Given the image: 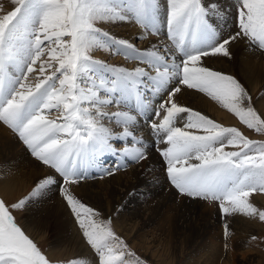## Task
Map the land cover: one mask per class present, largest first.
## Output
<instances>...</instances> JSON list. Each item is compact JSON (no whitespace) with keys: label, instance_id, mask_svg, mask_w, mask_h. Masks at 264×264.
<instances>
[{"label":"snow or ice","instance_id":"1","mask_svg":"<svg viewBox=\"0 0 264 264\" xmlns=\"http://www.w3.org/2000/svg\"><path fill=\"white\" fill-rule=\"evenodd\" d=\"M10 3L7 12L0 4V123L56 175L38 180L15 203L0 199V264H50L14 213L50 191L57 177L97 264H146L116 233L111 218L99 219V212L64 186L78 184L93 170L103 178L148 161L144 125L163 145L157 151L181 196L217 202L222 217L240 214L264 222V210L249 200L264 193V141L178 101L184 89L203 93L264 135V114L240 80L205 65L211 57L232 60L231 45L244 40L264 54V0H234L237 30L227 34L222 28L230 13L221 0ZM122 24L139 27L136 39L147 41V47L109 30ZM96 51L136 66L110 65L96 58ZM53 110L58 115L50 119ZM109 156L116 158L115 166L105 168ZM230 234L226 222V241ZM70 264L90 262L81 258Z\"/></svg>","mask_w":264,"mask_h":264},{"label":"bare ground","instance_id":"2","mask_svg":"<svg viewBox=\"0 0 264 264\" xmlns=\"http://www.w3.org/2000/svg\"><path fill=\"white\" fill-rule=\"evenodd\" d=\"M221 4L230 13L229 22L224 25L222 31L225 34L235 32L234 0H223ZM10 7L11 5L6 6L5 10ZM109 30L117 37L133 43L141 34L139 27L134 24L113 25ZM149 39L155 41L157 38ZM137 47H147V41H138ZM231 51L232 60L211 57L205 59V65L239 79L253 99L259 96L253 106L264 114V55L257 50L253 51L246 41L233 43ZM104 53L98 51L95 56ZM119 60L121 62V59L116 58V62ZM127 64L130 70L136 66L132 61ZM208 99L205 94L195 90L184 89L182 94H178L181 104L223 122L224 125L234 124L236 119H233L231 113ZM141 135L144 136L143 131ZM16 138L0 125V185L5 190L0 193L8 202L18 201L13 198L14 195L21 199L27 196L38 180L49 174L56 175L53 170L35 161L24 144ZM144 138L146 139L145 136ZM148 146L151 149L148 161L129 164L114 175L103 178H100L98 171H90L88 178L91 180L82 179L78 184H69L67 188L86 206L98 209L99 219L102 214L111 218L130 246L154 263L176 264L184 256L186 260L182 264H200L201 261L203 264L255 262V259L249 256L250 251H244L243 246L260 230L259 220L257 219V228L253 229V232L246 231L242 236L236 235V231H243L237 226L247 220L254 223L255 219L240 214L222 217L217 211L220 210L217 202L181 196L166 178V166L161 163L163 160L157 151V148L163 145L157 141H148ZM115 159L106 157L105 168L114 167ZM61 184L59 181L51 186L50 191L46 190L44 196L30 202L23 210V219L22 214L21 217L18 216L19 223L35 242L47 240L43 239L45 234L52 236L48 238L51 240L48 243L51 259L68 257L75 251L80 255L83 253L90 264H96L90 247L84 238L81 239L82 233L74 215L67 204H64ZM252 198H257L263 203L264 193L257 192V196ZM226 222L231 233L227 240L229 255L219 261L217 258L224 256L221 248ZM200 238L202 241L197 242ZM194 242H197L194 251L187 253L188 244ZM234 242L240 244L235 246ZM55 251L61 255L56 257Z\"/></svg>","mask_w":264,"mask_h":264},{"label":"rangeland","instance_id":"3","mask_svg":"<svg viewBox=\"0 0 264 264\" xmlns=\"http://www.w3.org/2000/svg\"><path fill=\"white\" fill-rule=\"evenodd\" d=\"M221 1H223V0H221ZM0 4H2L3 5V9H4V11L5 12H7V11H10L11 9H12V5H11V3H10V0H0ZM8 5H11V7L10 8H8V10L6 11L5 10V7L6 6H8ZM229 22V19H227V21H226V25H227V23ZM136 26V25H135ZM137 27V26H136ZM138 28V27H137ZM234 28L236 29V27L234 26ZM140 29V28H139ZM141 30V29H140ZM237 30V29H236ZM235 30V31H236ZM162 37H163V39L165 38L163 35H162ZM245 41V40H244ZM246 43H248L247 41H246ZM134 44L136 45V47H137V45H138V41L136 40L135 42H134ZM258 51V50H257ZM96 52H98V51H96ZM96 52H94V56H95V54H96ZM106 54V55H105ZM264 55V54H263ZM96 58H98V59H101V60H104L105 62H107L108 64H110V65H115V66H123L124 68H127L128 67V69L130 70V66H128V64H127V62H130V61H126L123 57H121V56H110L108 53H104V55H98V56H95ZM116 58H118V59H121V62H120V60H119V62H116ZM123 61V62H122ZM116 62V63H115ZM122 63V64H121ZM228 74V73H227ZM209 98V97H208ZM259 98V96H255V99H253L252 98V100H253V103L257 100ZM209 100V102L211 101L212 103L214 102V101H212L210 98L208 99ZM215 104H217L216 102H214ZM218 105V104H217ZM254 107L257 109V107L254 105ZM194 109V108H193ZM195 110V109H194ZM197 111V110H196ZM258 111V110H257ZM259 112V111H258ZM57 113L55 112V110H53V113L52 114H50V116H49V118L50 119H55L56 117H57ZM210 118V117H209ZM212 119V118H211ZM233 119H236V123L234 122V124H230V125H224V123L222 122H220V121H217L216 119H214L213 118V120H215L216 122H218V123H221L222 125H224V126H226V127H237V128H239L243 133H244V135L245 136H247L249 139H252V140H257V141H264V135H259V134H257V133H255L254 131H252V130H249V129H247L244 125H242V124H240V122H239V120L235 117V116H233ZM0 125L1 126H3L6 130H8L9 131V133H12L14 136H15V138L17 139V140H19V138H18V136L16 135V134H14L10 129H8L6 126H4L2 123H0ZM178 126H182V125H178ZM146 131V132H145ZM150 131V132H149ZM143 133H144V136L146 137V140H148L150 143H154V142H156L155 141V137L154 136H152V133H151V128H150V125L148 126V125H144L143 126ZM20 141V140H19ZM20 143H22L21 141H20ZM167 178V177H166ZM59 179V181H61V183L63 184V180L61 179V178H58ZM87 179H89V178H87ZM89 180H91V179H89ZM88 181V180H87ZM61 184V185H62ZM65 187H68L69 185H64ZM0 191H5L4 190V188L0 185ZM257 196V192L256 193H253V194H251L250 195V197H249V200H250V202L254 205V206H256V207H258L259 209H261V210H264V202L263 203H260L259 201H258V199L257 198H252L253 196ZM13 198H15L16 200H20L21 198L20 197H18V198H16L15 197V195H14V197ZM0 199H4L7 203H9V204H11V203H15V202H12V201H7V199L6 198H4V196L2 195V193H0ZM64 204L66 205L67 203H66V201H64ZM89 207H91V206H89ZM92 208V207H91ZM95 210V209H94ZM98 209H96V211H97ZM218 211V213H220V210H217ZM21 214H22V219H23V215H24V212L23 211H18V212H15L14 213V215H15V217H16V220H17V222H18V224L20 225V223H19V219H18V216L19 217H21ZM109 217L108 216H105L104 214H102V217H101V219H108ZM248 218V217H247ZM253 219H255V222L253 223V221L252 220H247V221H245L243 224H241L240 226H237L238 228H240V229H242L243 231H236L237 232V234L236 235H238V236H242V235H244V233L243 232H253V229H256L257 228V219L256 218H253ZM260 222V221H259ZM261 223V228H260V230L256 233V235L254 236L255 237V239H252L251 238V240H249L244 246H243V248H244V251H246V250H249L250 252H249V256L250 257H252V258H254L255 259V262H257V263H255V262H252L251 264H264V222H260ZM21 226V225H20ZM113 228H114V230L116 231V233L119 235V236H121L125 241H127L128 242V240L125 238V237H123L122 236V234L120 233V231L118 230V228L117 227H115V225H114V223H113ZM255 233V232H254ZM223 234V233H222ZM29 236V235H28ZM49 237H52L51 235H48V234H45L44 235V237H43V239L44 238H47V240H45V241H42V240H39V241H34L35 243H36V245H37V247L42 251V253L46 256V258L50 261V264H70V262L71 261H73V260H77V259H81V258H83V259H85L84 258V256H83V253H81L82 255H80L79 253H77V252H73V255H71V256H68V257H60V258H54V259H51L50 257H49V248H50V246L48 245V243L51 241V240H48V238ZM32 239V238H31ZM81 239H83V236H81ZM222 240H223V247L221 248L222 249V255H224L223 257L221 256V254H220V252H219V255L222 257V258H217V260H222V259H224V258H226V256H228L229 255V251H228V249H225V243H227V241L225 240V237H224V234H223V236H222ZM228 240V239H227ZM199 241H202V239L200 238V239H198V241L197 242H199ZM197 242H194V243H191V244H188V251H187V253H191L192 251H194V247H195V244L197 243ZM129 243V242H128ZM235 246L236 245H238V244H240V243H233ZM130 245V244H129ZM87 246H89L88 244H87ZM90 247V246H89ZM131 248H132V250L138 255V256H140L143 260H145L146 261V264H157V263H154L152 260H150V259H148V258H146V257H144L140 252H138V251H136L132 246H130ZM228 248V247H227ZM90 250H91V248H89ZM91 252L93 253V258H94V260L96 261V264H97V257H96V255H95V253L91 250ZM55 254H56V257H58L59 255H61V254H59V253H57L56 251H55ZM239 254V253H238ZM186 260V257L184 256V257H182V258H180L178 261H177V263L176 264H182L184 261ZM204 260V259H203ZM207 261V260H206ZM205 261V262H206ZM204 262L203 261H201V263L200 264H203Z\"/></svg>","mask_w":264,"mask_h":264}]
</instances>
